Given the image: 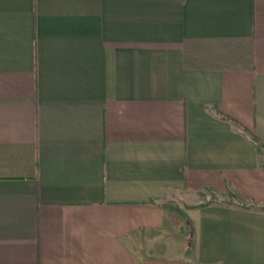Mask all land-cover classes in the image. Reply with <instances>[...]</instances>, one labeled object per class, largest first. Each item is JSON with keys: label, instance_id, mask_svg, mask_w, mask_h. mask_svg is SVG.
I'll use <instances>...</instances> for the list:
<instances>
[{"label": "crops", "instance_id": "0c3cea01", "mask_svg": "<svg viewBox=\"0 0 264 264\" xmlns=\"http://www.w3.org/2000/svg\"><path fill=\"white\" fill-rule=\"evenodd\" d=\"M261 145L264 0H0V264H264Z\"/></svg>", "mask_w": 264, "mask_h": 264}, {"label": "rangeland", "instance_id": "374dc122", "mask_svg": "<svg viewBox=\"0 0 264 264\" xmlns=\"http://www.w3.org/2000/svg\"><path fill=\"white\" fill-rule=\"evenodd\" d=\"M261 148L264 149V146L261 145ZM209 195L210 194L205 191L200 193L198 196L182 197L179 198L178 200L172 201V203L169 204V206L175 213L181 216L183 220H187L189 219L188 212L190 211L191 208L198 206L197 204H204L211 200L215 201V196H209ZM258 208L261 207L258 206Z\"/></svg>", "mask_w": 264, "mask_h": 264}, {"label": "trees", "instance_id": "16d2710c", "mask_svg": "<svg viewBox=\"0 0 264 264\" xmlns=\"http://www.w3.org/2000/svg\"><path fill=\"white\" fill-rule=\"evenodd\" d=\"M223 116L229 118L235 125H237V127L242 128V125L233 117H230L226 114L223 113ZM244 131H247L246 129L243 128ZM247 133L250 134L251 138L253 139V141H255L256 143L259 142V138L257 137V135L254 132L251 131H247Z\"/></svg>", "mask_w": 264, "mask_h": 264}]
</instances>
